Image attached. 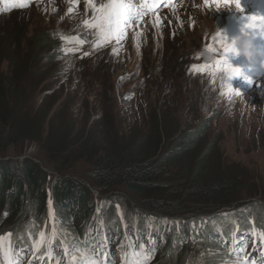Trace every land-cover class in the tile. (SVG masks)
<instances>
[{
    "label": "rangeland",
    "instance_id": "374dc122",
    "mask_svg": "<svg viewBox=\"0 0 264 264\" xmlns=\"http://www.w3.org/2000/svg\"><path fill=\"white\" fill-rule=\"evenodd\" d=\"M106 2L107 0H92L97 5ZM182 2L181 6L149 16L144 15L142 20L127 29V34L120 43L113 41L100 48L93 47L94 32L83 24L93 14L92 9L87 7L88 0H34L18 11H0V33L13 27L18 31L22 29L26 33L23 44L38 30L66 32L85 39L83 46L61 44L62 51L59 54L60 82L55 89L63 84L62 97L68 96L72 100L74 118H85L89 123L99 118L101 100L95 99L100 89L99 83L92 79L83 82L81 75H106L109 82L106 100L111 98L109 104L114 105L120 112L117 115L119 123L126 121L123 125L125 129L129 130L131 127L133 134L146 132L160 116L161 107L164 105L169 128L176 130L179 123L175 138L185 140L190 133L200 131L208 142H218L226 165L248 171L252 185L255 183V186H250L257 190L252 195L243 193L239 196L245 202L243 205L237 203L224 209L221 214L187 216L183 221L161 216L149 219V216L156 213L147 209L143 214L138 213L132 200L138 202L139 199L123 188L112 191L92 189V204L102 210L103 215H107V211L114 207L129 224L135 226L137 223H144L150 229L156 230V242L148 237L143 238L153 250L151 261L159 258L163 239H173L175 234L181 235L182 239L178 238L181 240L175 246L179 248L184 239L180 229L183 228L188 233L197 221H202L201 229H210L212 238L218 237L219 241L213 240V244L208 243V247L207 243L199 248L193 245L195 248L189 249L186 261L179 259L174 264H193L201 254L204 264H222L224 261L232 264L236 259L232 249L239 246H244L245 259H258L259 256L254 255L257 250H254L255 239L252 237L259 240L253 230L259 232L264 229V75L252 78V84H248L241 77L233 78L231 83L236 90L229 91L223 86L220 71L213 77L207 70L193 72L191 69L193 65L205 64L201 54L208 47H214L217 50L216 58L220 59L219 53L223 51L221 37L226 36L231 43L239 36L243 17L256 14V23L259 24L260 14H264V0H241L242 8L239 12H234L235 0ZM218 32L221 36H217ZM68 47H77L78 50L67 52ZM113 49L116 51L113 52ZM94 58H98L97 61ZM227 59L233 66H241V57L228 54ZM80 61L89 63L88 66L94 62L95 66L85 70ZM7 68L5 63L2 69L6 71ZM41 98L39 96L36 99L37 105ZM174 145L172 143L169 147ZM24 159L47 164L45 168H48L51 182L45 187V213L46 219L52 223L54 220L58 221V207L53 200L55 182L61 178L77 180L80 183L91 182L88 176L90 164L85 159L74 162L67 171H59L54 155L46 154L40 145L30 142L23 147L9 149L5 155L0 156V167L4 163L8 166L14 163L17 165ZM92 217L95 220L94 227H97L94 230L95 237L104 242L102 251L110 260H114V264H120L123 254L114 244L115 240L110 239L105 224L100 227L98 213H94ZM167 222L171 224V230H165ZM13 223L14 221L5 226L13 227ZM6 231V228L0 226V236L6 234ZM225 232L229 237L224 236ZM86 234L88 235V231ZM61 238L64 237L59 235L58 239ZM68 238L70 241L74 239L73 236ZM99 240L97 239L98 242ZM24 242L28 243V247H25L27 250L22 254L23 260L28 252L34 253L31 250V241ZM204 242H207L206 239ZM56 250L61 249H55L54 258H58ZM42 252L44 248L36 253L40 257L37 260L40 261L39 264H54L42 256ZM62 263L67 264L66 258H62Z\"/></svg>",
    "mask_w": 264,
    "mask_h": 264
},
{
    "label": "trees",
    "instance_id": "16d2710c",
    "mask_svg": "<svg viewBox=\"0 0 264 264\" xmlns=\"http://www.w3.org/2000/svg\"><path fill=\"white\" fill-rule=\"evenodd\" d=\"M60 33L72 36L38 30L23 44L26 33L22 29L13 27L0 33V156L28 142L36 143L46 154L54 155L59 171H67L74 162L85 159L90 164L91 182L64 178L55 182L53 200L58 207V221L52 223L45 213V187L51 182L47 164L33 159L11 166L4 163L0 167V226L7 229L6 234H13L15 247L24 250L28 247L24 242L29 240L28 232L44 231L49 235L53 226L68 241L73 236L81 242H98L92 217L98 213L123 256L129 251V244H142L150 249L146 239L154 242L156 230L144 223L129 224L114 207L103 215L92 204L95 188L103 191L123 188L139 199L132 200L138 213L147 209L156 213L149 219L161 216L180 221L187 216L221 214L237 203L243 205L241 194L256 192L246 169L226 165L218 142H208L200 131L190 133L185 140L175 138L179 123L176 130L169 128L164 105L146 132L133 134L131 127L125 129L126 121L119 123L120 112L109 104L111 98L106 100L109 92L106 75H81L83 82L92 79L99 83L95 99L101 100L100 116L90 123L85 118H74L72 100L62 97L63 84L55 89L60 82L61 44H65ZM5 63L8 68L3 71ZM87 64L80 61L85 70L95 66L94 62ZM39 96L42 98L37 105ZM172 143L175 145L170 148ZM13 221V227L5 226ZM202 224L197 221L188 233L180 229L184 239L179 248L175 246L181 235L163 239L159 258L150 264H174L179 259L185 262L189 249L195 248L193 245L199 248L207 243L208 247L213 240L218 242V237L212 238L210 229H201ZM171 228L167 222L165 230ZM224 236L229 237L226 232ZM56 254L62 262V249L56 250Z\"/></svg>",
    "mask_w": 264,
    "mask_h": 264
},
{
    "label": "snow or ice",
    "instance_id": "6c2138e0",
    "mask_svg": "<svg viewBox=\"0 0 264 264\" xmlns=\"http://www.w3.org/2000/svg\"><path fill=\"white\" fill-rule=\"evenodd\" d=\"M226 2H229V0H226ZM12 6L27 7L28 4L22 2L13 4ZM235 6L241 9V0H235ZM87 7L92 9L93 14L90 19L84 20L83 24L85 28L94 32V48L103 47L113 41L117 44L120 43L125 38L127 29L134 23L142 20L144 15L152 10L150 5L144 3L138 5L133 0H107L106 3H100L99 5L92 3V0H88ZM260 20L261 22L257 25L256 14L243 17L242 24L248 28V35L250 37H264V14H260ZM217 36H221V34L218 32ZM60 39L68 45L76 46L83 45L86 42L84 38L79 36H65L62 33H60ZM221 41L223 51L219 53L220 59L216 58L217 50L214 47H208L201 54L205 60V64L200 66L193 65L191 69L193 72L207 70L215 77L216 72H219L221 69L224 58L229 54L230 43L227 41V37L223 35ZM77 50V47H68L66 49L67 52H75ZM115 51L116 49H113V52ZM247 83L252 84V79H249ZM221 95L223 96L224 93L222 92ZM49 215H52L51 202ZM103 226V221H101L100 227ZM91 231L89 229V234H91ZM253 231L261 241H264V229H261L259 232H256L255 229ZM58 236L59 230L55 226H53L49 235H46L44 231H39L38 234L28 232L31 250L34 253H40L41 249L44 248V252L41 255L53 261L54 264H61L60 258H54L55 249H62V255L66 258L67 264H114V260H110L106 253L102 251L104 242L99 240V237H97L99 242L91 240L81 242L74 239L71 241H68L66 238L58 239ZM128 247L129 251L122 257V264H150L153 258L152 249H145L142 244H129ZM232 254L236 257L232 261V264H264V251L260 252L258 259L252 257L245 259L244 246L232 249ZM202 257L203 254L197 257L193 261V264H204ZM0 261H2V264H24L23 256L18 254L15 248L12 233L0 236ZM222 264H228V262L224 261Z\"/></svg>",
    "mask_w": 264,
    "mask_h": 264
},
{
    "label": "clouds",
    "instance_id": "9594fccd",
    "mask_svg": "<svg viewBox=\"0 0 264 264\" xmlns=\"http://www.w3.org/2000/svg\"><path fill=\"white\" fill-rule=\"evenodd\" d=\"M239 9V7H236V10L234 12H239ZM217 31L220 30L217 28ZM254 39L255 38H252L248 35V28L242 24L240 35L234 38L229 45V54H232L234 57H243L247 65L249 66V70H254L256 68L258 60L259 66L261 68H264V58H261L264 57V53L257 49L254 43ZM220 72L222 73L221 79L223 81V84L229 91L236 90L231 83V80L233 78L241 77L245 82H248V80L251 79L245 74V70L243 67L233 66L232 63L228 62L227 57L224 58Z\"/></svg>",
    "mask_w": 264,
    "mask_h": 264
},
{
    "label": "bare ground",
    "instance_id": "6f19581e",
    "mask_svg": "<svg viewBox=\"0 0 264 264\" xmlns=\"http://www.w3.org/2000/svg\"><path fill=\"white\" fill-rule=\"evenodd\" d=\"M257 25H258V23H257ZM252 78H254V77H251V79H252ZM252 238L255 239L254 250H255V249L257 250V251L254 253V255L259 256V253H260L261 251H264V241L258 240V239H256L255 237H252ZM242 243H244V241H243ZM23 261H25L24 264H34V263H35V264H39V262H40V261H37V260H35V261H30V260H28V259H26V258H24ZM1 264H2V263H1ZM61 264H63V263L61 262Z\"/></svg>",
    "mask_w": 264,
    "mask_h": 264
},
{
    "label": "water",
    "instance_id": "95a60500",
    "mask_svg": "<svg viewBox=\"0 0 264 264\" xmlns=\"http://www.w3.org/2000/svg\"><path fill=\"white\" fill-rule=\"evenodd\" d=\"M205 61V60H204Z\"/></svg>",
    "mask_w": 264,
    "mask_h": 264
}]
</instances>
